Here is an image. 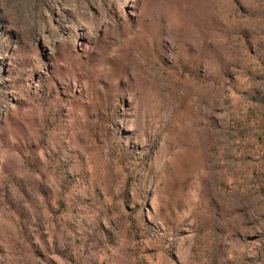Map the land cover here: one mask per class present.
I'll use <instances>...</instances> for the list:
<instances>
[{
  "label": "rangeland",
  "instance_id": "374dc122",
  "mask_svg": "<svg viewBox=\"0 0 264 264\" xmlns=\"http://www.w3.org/2000/svg\"><path fill=\"white\" fill-rule=\"evenodd\" d=\"M0 264H264V0H0Z\"/></svg>",
  "mask_w": 264,
  "mask_h": 264
},
{
  "label": "bare ground",
  "instance_id": "6f19581e",
  "mask_svg": "<svg viewBox=\"0 0 264 264\" xmlns=\"http://www.w3.org/2000/svg\"><path fill=\"white\" fill-rule=\"evenodd\" d=\"M80 90H81V89H80ZM142 121H143L142 117H139V118L133 120L132 123L137 124V123H141Z\"/></svg>",
  "mask_w": 264,
  "mask_h": 264
}]
</instances>
